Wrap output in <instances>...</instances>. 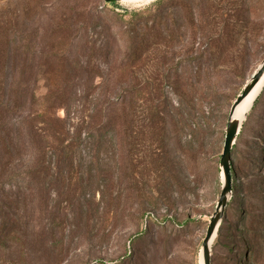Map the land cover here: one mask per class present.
Wrapping results in <instances>:
<instances>
[{"label": "rangeland", "instance_id": "obj_1", "mask_svg": "<svg viewBox=\"0 0 264 264\" xmlns=\"http://www.w3.org/2000/svg\"><path fill=\"white\" fill-rule=\"evenodd\" d=\"M153 1L0 0V264H201L228 110L264 57V0ZM229 26L234 47L207 63ZM243 132L210 264H264V94Z\"/></svg>", "mask_w": 264, "mask_h": 264}, {"label": "trees", "instance_id": "obj_2", "mask_svg": "<svg viewBox=\"0 0 264 264\" xmlns=\"http://www.w3.org/2000/svg\"><path fill=\"white\" fill-rule=\"evenodd\" d=\"M153 2L155 4H160L161 0H154ZM110 4L117 5L113 1H111ZM130 14H132V12ZM229 27H232V26H229ZM234 33H235V31L233 30V27H232L230 30L226 31V36H225L226 38H224V39H223L224 31H223L222 36L212 37V38L209 37L208 40H207V43H206V47H205V48H207L209 50V52H208L207 55H205L203 57V59L204 60L205 59L208 60L207 63H211V62H214L215 59H223L227 55H229L230 51L232 50L231 47H234V41H236V40L232 39V36L234 35ZM244 47L245 48L241 51V53L239 55V63L241 65H244L247 62L248 56H249L248 55L249 54V47H246V46H244ZM214 49H217L219 51L216 53L214 51ZM202 56H203V54H200L197 57V59L200 60L202 58ZM237 74H239V73L237 72L236 68L235 69H227V70H222L221 69V71H219L216 76L225 78V77H235V75H237ZM199 88H200L199 81H194V91L196 92L197 89H199ZM208 90L209 91L205 92L207 94H206V96H204V99L205 100L208 99V102L211 103L210 101H214L213 99L216 96L215 93L217 92V90L216 89H210V88ZM238 90H239L238 94H240L241 91H242V87H240ZM201 94L202 93H200V92H199V94L195 93V98H196V100H195L196 121L197 122H201L202 124H207V121H208L207 119L210 118L211 113H212V111H211L212 109L211 110H210V108L209 109L207 108V110L203 109V106H202L203 98H202ZM263 94H264V86H263V90L254 99V101L252 103V106L249 109V112L247 114V117L245 118V120H243V122L241 124V127L239 129V133L236 135V138H239L240 136H242V133H244L243 131H244V128L246 126L247 119H248L249 115L251 114L253 107L258 102V100H260V98H261V96ZM224 134L225 133H223V136H224ZM232 148H233V146L231 147V149ZM231 182H232V177H231ZM233 189H234V184L232 182V190ZM230 203H231V199L229 200V202L227 204V207L230 206ZM166 222H167V220L163 219L160 222H157V223L154 222V223L157 224L158 228H163L165 226L164 224ZM195 223H196L195 220L188 219L185 222H177L176 224H172V225L175 227L174 228L175 230H180V229H186V228H188L189 224H195ZM221 229H222V227H221V225H219L217 227L214 240L212 242V247H213V245L215 243L222 244V237H223V235H226L227 229L225 230V233L223 235L221 234ZM147 234H148V229H147V227H144L141 230H139L137 233H135L134 235L130 236L129 240L132 242V244H136L137 242L143 241L147 237Z\"/></svg>", "mask_w": 264, "mask_h": 264}, {"label": "water", "instance_id": "obj_3", "mask_svg": "<svg viewBox=\"0 0 264 264\" xmlns=\"http://www.w3.org/2000/svg\"><path fill=\"white\" fill-rule=\"evenodd\" d=\"M104 1L118 2L120 0H104ZM263 74H264V57L261 60V62L257 65L253 73L250 75L248 81L243 85L241 93L236 96V98L233 100L228 110L229 113L224 128L225 134L220 152L221 154H220V162H219L221 172L223 174V182L219 193L220 197L217 201L215 211L210 216L211 218L206 227L201 244L200 258L203 261V264H210V259H209L210 245L215 237L216 230L219 225L220 212L226 206V202L229 200V193L231 190L230 149L235 141L236 135L239 133L238 132L239 128L243 122V121H239L234 117V108L243 98H245L248 95V93L251 91V88L258 82V80L262 77Z\"/></svg>", "mask_w": 264, "mask_h": 264}, {"label": "bare ground", "instance_id": "obj_4", "mask_svg": "<svg viewBox=\"0 0 264 264\" xmlns=\"http://www.w3.org/2000/svg\"><path fill=\"white\" fill-rule=\"evenodd\" d=\"M129 2H141V0H125ZM262 86H264V74L262 77L258 80V82L251 88V91L248 93V95L243 98L234 108V117L238 119L239 121H243L245 119L246 115L249 112V109L251 108V104L254 101V99L257 97V95L262 90ZM230 198V197H229ZM220 225V223H219ZM218 225V226H219ZM214 240V239H213ZM213 242V241H212ZM201 264H203V261L201 260Z\"/></svg>", "mask_w": 264, "mask_h": 264}]
</instances>
